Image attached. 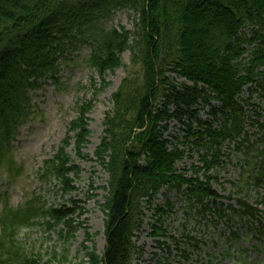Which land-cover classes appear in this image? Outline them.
Returning <instances> with one entry per match:
<instances>
[{
  "label": "trees",
  "instance_id": "obj_1",
  "mask_svg": "<svg viewBox=\"0 0 264 264\" xmlns=\"http://www.w3.org/2000/svg\"><path fill=\"white\" fill-rule=\"evenodd\" d=\"M123 10L136 15L134 31L104 26V19ZM72 28L75 32L69 34ZM247 29L259 42L240 59ZM76 34L90 45L87 63L100 78L99 90L110 85L106 80L110 72L123 67L126 51L131 52L135 67L112 95L113 110L105 116L94 152L95 161L108 175L101 206L105 249L99 254L87 237L85 243L91 241L92 246L84 243L83 257L71 258L72 242L83 226L76 224V209L49 206L40 196H32L21 206L4 205L0 264H134L135 255L143 253L137 232L162 188L187 186L193 208L208 209L205 199L216 195L211 176L199 181L177 173L176 164L185 151L179 144L169 149L170 140L164 137L169 122L184 117L195 120L198 129L188 124L187 137H195L199 146L218 145L242 131L244 108L235 97L243 85L255 81L264 90V0H0V164L29 120V92L42 80L55 78L66 38L72 44ZM174 75L193 85L177 82ZM253 88L251 94L257 89ZM213 99L219 104L213 105ZM207 106L218 125L199 116ZM92 107V102L77 104L65 137L43 163L42 177L56 180L65 193L77 189L72 176H79L80 167L73 156L78 161L92 159L84 151L91 134ZM259 141L264 143V134ZM258 154L264 156V151ZM259 168L256 185L264 180V160ZM242 185L236 186L237 192ZM213 203L219 217L228 221L225 204ZM237 203L239 209L229 207L241 219L259 216L260 209L244 198ZM259 203L264 206V199ZM166 205L171 208L172 202L166 199ZM166 210L158 206L162 215ZM37 225L54 229L65 244L55 245L47 256L27 252L16 233ZM161 230L155 228L157 234Z\"/></svg>",
  "mask_w": 264,
  "mask_h": 264
},
{
  "label": "rangeland",
  "instance_id": "obj_2",
  "mask_svg": "<svg viewBox=\"0 0 264 264\" xmlns=\"http://www.w3.org/2000/svg\"><path fill=\"white\" fill-rule=\"evenodd\" d=\"M103 22L106 27L136 29V15L128 10L116 11ZM73 32L75 28L68 30L69 34ZM69 40L66 38V50L58 60L55 78L42 80L38 88L29 92V120L21 126L10 151L1 160L0 215L6 202L11 207H17L32 196H40L49 206L65 205L76 209V224L82 223L83 226L76 232L70 255L80 260L83 257L82 245L87 237L93 240L99 254L105 249V214L101 206L106 195L104 186L108 175L95 161L94 152L103 134L105 116L113 110L112 95L135 67L132 66L131 52L126 51L122 55L123 67L110 72L106 77L110 85L99 90L100 78L87 63L89 43L83 42L78 34L72 44ZM83 101L92 102L93 106L89 113L91 134L84 150L92 159L78 161L73 156L80 167L79 176H72L77 189L65 193L56 180L42 177V167L62 142L69 122L77 115V104ZM202 117L211 118L206 110L202 112ZM185 131L183 123L172 121L166 136H177V141H180ZM185 151V158L177 166L178 172L189 177L193 175L195 165L203 168L197 170L203 175L205 166L201 158L205 149L197 146L193 138L187 137ZM223 153L224 162L213 170L218 179L214 185L224 196H228L236 191L228 180L238 178L240 163L245 157L234 143H225ZM242 194L251 204H257L264 194V186L246 185ZM167 195L173 204L166 215L159 213L155 205L146 212L145 224L136 235L137 245L143 247V253L135 255L134 264H264V207H259L261 218L240 219L238 214H232L231 221L222 219L214 224L212 212L197 213L198 210L190 207L182 192L172 191ZM237 195L233 193L232 198ZM224 202L238 207L235 201L226 199ZM156 205L167 209L165 189ZM156 227L162 229L159 234L155 231ZM63 234L66 235V229ZM16 236L27 252L43 256H47L55 245L65 244L64 237L46 225L20 229ZM85 244L92 246L93 243Z\"/></svg>",
  "mask_w": 264,
  "mask_h": 264
}]
</instances>
